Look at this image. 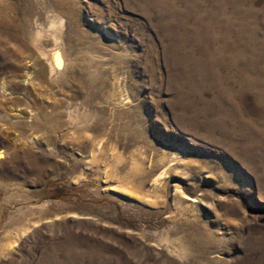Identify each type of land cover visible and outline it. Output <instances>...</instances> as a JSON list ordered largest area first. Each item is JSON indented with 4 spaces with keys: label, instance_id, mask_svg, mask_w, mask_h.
Returning <instances> with one entry per match:
<instances>
[{
    "label": "rangeland",
    "instance_id": "1",
    "mask_svg": "<svg viewBox=\"0 0 264 264\" xmlns=\"http://www.w3.org/2000/svg\"><path fill=\"white\" fill-rule=\"evenodd\" d=\"M0 264H264V0H0Z\"/></svg>",
    "mask_w": 264,
    "mask_h": 264
},
{
    "label": "bare ground",
    "instance_id": "2",
    "mask_svg": "<svg viewBox=\"0 0 264 264\" xmlns=\"http://www.w3.org/2000/svg\"><path fill=\"white\" fill-rule=\"evenodd\" d=\"M63 22L64 19L60 15L58 14L52 15L49 23V27L47 29L42 28L41 30H38L35 33V37L33 38L32 46L34 50L38 53V55H40L42 59L46 60V64L50 69V74L56 71L57 67L60 66L61 63H63L61 59L62 56L61 54H59L60 52H58V49L55 48L56 46H58V40H59V36H57L56 31L60 26L63 25ZM45 35L49 36L54 41V45L47 47V49H44V47L42 48L40 46L41 44H39V41Z\"/></svg>",
    "mask_w": 264,
    "mask_h": 264
}]
</instances>
